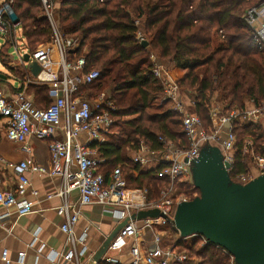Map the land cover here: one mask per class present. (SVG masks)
<instances>
[{"label": "built area", "instance_id": "1", "mask_svg": "<svg viewBox=\"0 0 264 264\" xmlns=\"http://www.w3.org/2000/svg\"><path fill=\"white\" fill-rule=\"evenodd\" d=\"M40 4L44 17L53 31V38L51 42L30 52L22 33L21 22L14 18L16 1L0 0V37L5 40L4 45L8 42L13 44L6 58L7 67L18 69L12 57V54H18L21 62L18 63H25L24 58L29 55V63H35L41 69L36 77L30 72L26 80L18 82L17 88L6 81L0 83V117L7 121V139L22 145L25 153L32 152L29 143L32 138L49 142L52 165L50 174L63 179V189L49 198L59 197L62 200L56 211L65 220L61 230L67 235L71 249L66 255L53 254L52 264H59L61 257L66 263L80 264V255L76 248L78 240H75L74 230L80 220L81 208L92 205L115 208L112 213L116 221L118 223L128 221L109 247V252H120L130 246L131 261L127 264H185L189 261L188 254L179 251L175 244L165 245L164 236L158 229L172 228L171 223L177 207L198 197L193 191L195 189L191 174L193 164L199 159L201 149L205 145L219 147L217 144L221 141L223 132H226V138L220 149L224 162L230 165L228 173L232 181L246 185L264 174V156L253 155V162L258 169L257 176H252L249 172L234 175L237 136L233 131L236 123L264 126V102L257 103L250 99L246 103L250 106L249 109L240 110L234 107L228 114H224V106L217 103V97L214 96L210 110L213 127L207 131L198 115L183 108L182 92L170 74V67L155 64L151 75L162 84L164 101L173 104L175 106L173 111L182 116L183 132L187 137L189 149H177L163 137H160L159 141L164 145V149L159 152L150 150L143 142L140 143L138 154L132 158V163L147 166L150 160L146 155H153L159 167H163L159 172V178L167 184L160 193L161 200L149 204L147 190L127 188L120 167L112 172L109 179L100 172L106 160L93 145L103 144L106 137L111 134L117 109L110 101V95L101 94L95 102L88 100L89 95L85 96V90L94 86L100 80L101 74L95 69L88 68L86 50L79 54L81 39L65 36L54 23L56 0H40ZM263 11L262 6L252 8L245 19L255 45L262 50H264V21H261ZM135 24L138 26L140 22L136 21ZM11 32L14 36H11ZM137 39L140 43L146 42L141 32L138 33ZM32 83L48 87L50 101L48 106L45 103L38 104L34 95L29 93L28 87ZM59 135L63 140L58 139ZM83 135L87 136L86 141L81 140ZM3 171L14 174L16 184L10 191L0 189V208L6 211L0 215V226L11 215V211L18 217L27 216L32 212L26 196L29 192L32 195L38 193L31 191L29 175L46 172L44 167L30 161L7 163L0 155V180ZM181 186L189 188L192 192L174 194L173 191ZM73 193L78 197L75 203L70 201ZM152 209L161 211L168 220L147 219L141 221V226L138 225V221L132 220L133 215ZM145 233L152 235V246L149 250L143 247L144 241H138L139 235ZM191 239L200 241L202 247L208 244L201 236H193L186 241ZM217 248L229 256L230 264H236L233 256L224 249ZM3 255L5 259L6 252ZM24 257V253L19 254L22 264H25ZM105 260L108 264H118L117 260L110 257H106Z\"/></svg>", "mask_w": 264, "mask_h": 264}, {"label": "trees", "instance_id": "2", "mask_svg": "<svg viewBox=\"0 0 264 264\" xmlns=\"http://www.w3.org/2000/svg\"><path fill=\"white\" fill-rule=\"evenodd\" d=\"M15 1V18L21 22L29 51L51 42L53 31L44 17L40 0ZM263 3L264 0L60 1L56 12L59 30L67 37L81 39L79 54L86 50L88 68L101 74L92 87L100 91L99 95L108 93L117 109L108 141L93 145L106 160V177L120 166L127 188L145 189L148 203H158L166 183L159 178L163 167L142 172L139 165L127 158V150H139L143 140L150 150L162 151L164 145L160 137L177 149H189L179 113L173 110L150 112L153 100L164 93V88L151 75L154 63L149 49L162 61L170 63L171 76L181 91H189L193 98L191 112L200 117L207 130L212 127L210 110L215 95L225 112L234 107L245 110L250 99L264 102V50L255 45L243 17L247 9ZM136 21L140 22L138 26ZM140 31L144 36L149 35L147 48L137 39ZM11 36H14L12 32ZM12 45L8 42L0 50L4 65ZM8 70L19 81L28 76L19 69L8 67ZM28 91L34 94L38 104L48 106L47 86L32 83ZM131 116L137 118L123 120ZM262 127L234 125L237 136L235 176L248 171L252 162L249 163L248 156L251 140L257 156H264ZM193 191L200 196L197 189ZM166 228L174 232L171 227ZM175 247L188 254L189 261L185 264H230L229 256L212 244L202 247L200 241L194 240L188 245L186 239H182Z\"/></svg>", "mask_w": 264, "mask_h": 264}, {"label": "crops", "instance_id": "3", "mask_svg": "<svg viewBox=\"0 0 264 264\" xmlns=\"http://www.w3.org/2000/svg\"><path fill=\"white\" fill-rule=\"evenodd\" d=\"M261 6L264 7V3ZM168 65L169 67L171 66L170 63ZM30 94L34 95L33 93ZM181 103L184 109H186L187 105L191 108L190 102L188 104L183 98L181 99ZM40 104L44 105V103ZM246 108L249 109L250 106L246 105ZM228 112L224 111V114H228ZM6 122L5 119L0 117V155L2 159L7 163L13 164L30 161L44 167L46 172L43 174L29 175L31 191L38 193L37 195H32L29 192L26 196V200L31 205L32 212L27 216L18 217L14 211H11V215L0 226V264H22L19 259V254L21 253L25 254V264H52L51 257L53 254L66 255L71 249L67 235L61 230V226L65 220L56 211V208L61 205L62 200L59 197L49 198L50 195L56 194L63 189V179L60 176L54 177L50 174L52 165L49 142L32 138L29 140L32 152L25 153L22 150V145L13 143L7 139ZM107 137L106 141H108ZM58 139L63 140L61 135L58 136ZM81 140L86 141L87 136L83 135ZM142 142L144 143L143 140L140 141V143ZM138 151L127 150L129 152L126 155L127 158L132 162V158L138 154ZM130 154L132 157H128ZM146 157L150 160V164L143 167L139 165L142 172L153 171L159 167L157 159L153 155H146ZM105 167L106 164L100 169V172L103 174L107 171ZM74 169H76L75 166ZM247 172L255 177L258 174L257 165L253 162V159ZM110 175L106 177L104 174L107 179L110 178ZM15 184V175L10 171H3V176L0 180V189L10 191L15 188ZM178 188L181 191L185 189L182 186ZM77 200V194L73 193L70 201L75 203ZM114 210L116 209L102 205L81 208L80 220L74 230L75 240H78L76 248L80 255V264H96L94 262L96 252L101 248L106 238L114 229L121 224L113 216L112 212ZM5 212L4 209L0 208V215ZM138 225H142L141 221H138ZM162 228L164 227H160L158 231L161 232ZM79 239H82V241ZM138 241H144L143 247L149 250L152 246V235L148 233L140 234ZM129 249L130 246L120 252H109L98 264H108L105 260L106 257L117 260L118 264H127L131 261ZM4 252H6L5 259ZM59 264L75 263H66L61 257Z\"/></svg>", "mask_w": 264, "mask_h": 264}, {"label": "water", "instance_id": "4", "mask_svg": "<svg viewBox=\"0 0 264 264\" xmlns=\"http://www.w3.org/2000/svg\"><path fill=\"white\" fill-rule=\"evenodd\" d=\"M143 47L147 48L148 43L144 42ZM24 61L30 64L29 55ZM29 71L36 77L41 69L32 63ZM0 80L7 81L8 77L0 74ZM229 167L219 147L208 144L201 149L191 170L200 196L177 207L172 229L180 240L205 238L208 244L233 256L236 264H264V174L241 185L232 181ZM160 218L168 220L158 209L132 216L133 221ZM127 222L119 224L106 238L94 257L96 264L108 254L111 242Z\"/></svg>", "mask_w": 264, "mask_h": 264}, {"label": "rangeland", "instance_id": "5", "mask_svg": "<svg viewBox=\"0 0 264 264\" xmlns=\"http://www.w3.org/2000/svg\"><path fill=\"white\" fill-rule=\"evenodd\" d=\"M60 1L61 0H56V2H57V8H56V12H57V10L59 9V4H60ZM157 0H152V3H154V2H156ZM248 11H249V9H247L246 10V12L243 14V17H244V21H245V19H246V17H247V13H248ZM56 12H55V14H54V23L57 25V27L58 28H60V24H59V22H58V18H57V16H56ZM39 13H41V12H39ZM15 18V17H14ZM264 13H262V19H261V21H264ZM143 29V28H142ZM141 33H143L144 32V30H143V32L142 31H140ZM144 34V33H143ZM145 39H146V42L147 41H149V35H145ZM4 43H5V40L2 38V37H0V50L2 49V47H3V45H4ZM44 44H46V43H44ZM44 44H40V45H37L36 47H34L35 49H37V48H40L42 45H44ZM21 48V47H20ZM149 56L151 57V60H152V62L154 63V65L155 64H164V65H167V66H169L168 65V63L167 62H164V61H162L160 58H159V56H158V54L155 52V51H153L152 49H149ZM12 57L14 58L13 60L17 63V66H18V69H19V72H21V73H26L27 75H29L30 74V71H29V65H27L26 63H23V64H20L21 62L19 61V56H18V54H12ZM18 62H20V63H18ZM6 63H8V61L6 62ZM0 74H2V75H5V76H7L8 77V80L6 81V82H8L11 86H14V88H17L18 87V82H19V79H17V78H15L14 76H12V74H11V72H10V70H8V67H7V64H5L4 65V63L1 61V59H0ZM5 83V82H4ZM85 96L86 95H89V97H88V100H90L91 102H95V101H97L98 99H99V90L97 89V88H94V87H92V88H89V89H86L85 90ZM182 92V98H183V100H185V101H187V103L189 104V102H190V104H191V106H193V98L191 97V94L189 93V91H187V90H185V91H181ZM164 94V93H163ZM163 94H161V95H159V96H157L158 98L157 99H155V100H153V107H152V109H150V112L151 113H160V111H168V110H173L174 109V105L173 104H169V103H167V102H165L164 101V95ZM107 95H109L108 93H107ZM216 97H217V95H215ZM216 101H217V103H219L220 105H221V103H220V101L218 100V97L216 98ZM186 111L187 112H190V111H192V109L191 108H189V105H187V107H186ZM131 119H136V117H134V116H131V117H125V118H123V120L124 121H129V120H131ZM246 125H248V124H246ZM212 127H213V125H212ZM211 127V128H212ZM205 128V127H204ZM263 128V131H264V127H262ZM206 129V128H205ZM2 130L4 131V129H3V127H2ZM207 130V129H206ZM211 129H209V130H207V131H210ZM225 138H226V132H223V134L221 135V141L217 144L218 146H219V148H221L220 146H221V143L225 140ZM248 139H250L251 140V138H248ZM252 142V143H251ZM251 142H249V144H250V147H249V151H248V156H249V158L251 159H249V163L252 161V156L253 155H257L256 153H257V150H256V147H255V145H254V142L251 140ZM127 153H129V152H127ZM131 156V154L128 156V157H130ZM132 157V156H131ZM167 187V184L165 183V186L163 187V189L162 190H164L165 188ZM179 188H176L174 191H173V193L175 194H177V193H184V192H189L190 193V191H189V188H185V189H183L182 191H181V189H179ZM161 190V191H162ZM147 194H148V191H147ZM160 200H161V194H160ZM161 232H162V234H163V236H164V240H165V245H174L176 242H178V240H179V235L177 236L174 232H172L171 231V229H167V228H162V230H161ZM174 233V234H173ZM194 240L195 239H191V240H187L186 241V243L189 245H191L193 242H194Z\"/></svg>", "mask_w": 264, "mask_h": 264}]
</instances>
